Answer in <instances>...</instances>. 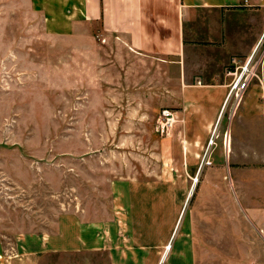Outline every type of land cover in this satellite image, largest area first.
Instances as JSON below:
<instances>
[{
  "label": "rangeland",
  "instance_id": "374dc122",
  "mask_svg": "<svg viewBox=\"0 0 264 264\" xmlns=\"http://www.w3.org/2000/svg\"><path fill=\"white\" fill-rule=\"evenodd\" d=\"M168 19L151 18L164 39ZM217 46L202 61L225 86L196 83L190 104L165 52L89 24L50 34L29 0H0V264H264V163L242 125L264 96L254 79L236 105L245 58L212 65Z\"/></svg>",
  "mask_w": 264,
  "mask_h": 264
},
{
  "label": "crops",
  "instance_id": "0c3cea01",
  "mask_svg": "<svg viewBox=\"0 0 264 264\" xmlns=\"http://www.w3.org/2000/svg\"><path fill=\"white\" fill-rule=\"evenodd\" d=\"M29 1L32 9L40 14L44 29L50 34L79 32L84 24H89L105 36L117 35L131 51L151 58L165 52L168 70L172 69L177 75L172 79L187 83L184 97L188 98L190 104L196 95L207 94L200 91L205 87L197 85V81H215L221 88L226 82L222 75H209L207 63L202 61V47L212 48L214 43H218L217 49L221 52L218 60L215 61L210 56L212 65L216 66L224 65L230 58H246L260 40V46L264 47V0ZM159 2L171 3L168 7L170 11L166 9L167 14H162V10L155 8V3ZM158 17L176 19L173 23L169 19L165 21V39L161 37L159 28L152 29L151 18ZM250 32L251 36L247 35ZM245 34L248 37H244ZM123 49L121 45V52ZM124 53L126 54L125 50ZM256 86L259 88L253 90L251 96H264V62L262 83ZM242 117L245 118L242 125L248 140L247 145L249 148H261L260 160L264 163V107L260 104L248 105L247 112ZM259 117L262 118L261 142L257 140L258 135L254 128ZM170 249L171 244L168 242L161 258Z\"/></svg>",
  "mask_w": 264,
  "mask_h": 264
},
{
  "label": "built area",
  "instance_id": "2783aa9c",
  "mask_svg": "<svg viewBox=\"0 0 264 264\" xmlns=\"http://www.w3.org/2000/svg\"><path fill=\"white\" fill-rule=\"evenodd\" d=\"M260 41L256 44L254 49L244 59V61L240 65H237L236 72L230 71V73L237 74L235 82L230 89V94L233 92V95L236 99V105L239 104L246 88L249 86L252 80L256 79L260 84L262 83L264 52H262L260 55H257ZM196 83H200V81H197ZM175 121L176 118L174 117V113L170 109L164 108L161 110L157 120L158 128L162 133L164 131L168 132Z\"/></svg>",
  "mask_w": 264,
  "mask_h": 264
},
{
  "label": "water",
  "instance_id": "95a60500",
  "mask_svg": "<svg viewBox=\"0 0 264 264\" xmlns=\"http://www.w3.org/2000/svg\"><path fill=\"white\" fill-rule=\"evenodd\" d=\"M163 257H164V256H163ZM163 257L161 258V260L163 259ZM161 260H160V261H161Z\"/></svg>",
  "mask_w": 264,
  "mask_h": 264
}]
</instances>
